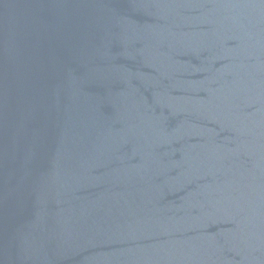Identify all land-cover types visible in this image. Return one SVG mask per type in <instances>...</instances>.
Listing matches in <instances>:
<instances>
[{
    "label": "water",
    "instance_id": "obj_1",
    "mask_svg": "<svg viewBox=\"0 0 264 264\" xmlns=\"http://www.w3.org/2000/svg\"><path fill=\"white\" fill-rule=\"evenodd\" d=\"M0 264H264V0H0Z\"/></svg>",
    "mask_w": 264,
    "mask_h": 264
}]
</instances>
